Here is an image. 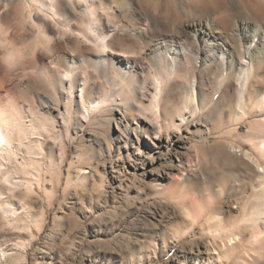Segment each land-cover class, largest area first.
Returning <instances> with one entry per match:
<instances>
[{
  "label": "rangeland",
  "instance_id": "374dc122",
  "mask_svg": "<svg viewBox=\"0 0 264 264\" xmlns=\"http://www.w3.org/2000/svg\"><path fill=\"white\" fill-rule=\"evenodd\" d=\"M26 1L0 0V110L21 116V121L29 128L34 120L39 134L31 135L26 141L27 145L29 141H33V146L39 144L41 150L40 156L28 154L27 146V149L22 146L19 152L18 162L32 158L36 161L34 166L38 174L32 169V174L24 176L33 185L32 193L25 191L14 199L19 206L22 204L27 208L19 226L9 225L0 214V244L6 251L1 264H264V248L260 251L262 257L257 255L256 259L254 251L245 246L246 240L259 229H264V219L253 220L254 217L245 212V196L252 197V205L256 207L262 194L260 189L255 188L256 191L253 187L259 184L257 164L263 159L253 153L255 149L246 139L248 133L258 130L261 117L249 116L228 135L223 124L228 120L227 116L221 119L219 115L222 106L227 104L224 101L227 102L230 96L221 91L220 97L212 100L216 102L213 106L220 104L217 114L214 109H211L213 112L207 109L203 114L205 117L202 115L204 118L200 116L196 118L199 121L195 119L190 123L193 129L199 126L201 132L190 142L193 145H189L190 150L182 164L175 159L156 166L140 164L138 168H134L135 154L128 155L118 148L116 138L120 132L107 112L96 110L92 113V120L82 123L79 121L81 113L74 109L68 133L58 123L55 128H48L50 134L42 125L46 116L41 118L36 113H42L44 102L40 98L50 90L46 76L50 68L58 76L57 72H63L69 65L68 58H84L89 64L82 65L81 70H89L94 76L90 93L98 96L104 88L96 77L101 73L97 71L92 51L77 42L71 45L67 42L70 34L63 33L68 31L67 25L81 30L84 24L79 11L76 15L64 14L61 18L64 23L59 24L58 17L50 18L35 7H25ZM96 1L98 6L114 8L115 2L120 0ZM140 1L166 25L174 24L180 16L181 10L171 3L160 7L159 0ZM197 1L202 8L205 5L208 12L215 5L214 0ZM220 10L219 16L229 14L226 9ZM116 12V18L102 16L101 23L126 24L130 28L144 23L138 9H127L124 17ZM208 12L192 11L189 16L204 18ZM36 14L46 20H36ZM259 25L264 27L262 22ZM40 28L48 31L46 35L49 36H43L44 40ZM164 28L162 30L166 32L167 27ZM167 29L171 33H166L169 38L177 37L175 24ZM117 40L115 48L127 50L128 55L134 53L133 59L141 64L135 81L140 86H145V79L152 82L153 72L147 66L150 57L146 60L141 47H131L133 42H144L142 48L147 46L146 43L151 45V35L142 38V42L126 35ZM184 40L188 42L187 49H197L192 38ZM12 54L17 56L16 63L8 60ZM140 59L147 63L143 66ZM187 75L182 72L175 77L177 81L175 79L165 94L167 120H171L172 114L176 117L183 107L184 88L181 84ZM212 86L210 83L200 86L201 100L212 97ZM76 94L80 95L78 89ZM136 96L139 98L138 94ZM259 132L263 138L264 130ZM131 138L135 147L144 148L135 135ZM252 153L255 154L254 162L246 156ZM10 164L8 166L13 169L18 163ZM189 172H195V175ZM254 191L258 194L255 195ZM229 231L240 236L237 243L228 242L225 235Z\"/></svg>",
  "mask_w": 264,
  "mask_h": 264
},
{
  "label": "bare ground",
  "instance_id": "6f19581e",
  "mask_svg": "<svg viewBox=\"0 0 264 264\" xmlns=\"http://www.w3.org/2000/svg\"><path fill=\"white\" fill-rule=\"evenodd\" d=\"M214 1L215 5L210 12L207 11L205 5L203 9L197 0L157 1L161 5L160 7L171 3L173 6H177L178 10H181L180 16L177 19L175 17V20L173 19L175 28L178 29V32H175L177 37L169 38L166 33L167 31L168 34L171 33H169L170 29L167 28L174 24L168 25V23L166 25L164 21H161L162 19L159 20L160 17L157 19V15L154 16L151 10L145 8L140 0L116 1L114 8L112 6H98L96 0H27L25 7H35L37 10L44 12L46 16H50V18L58 17L59 24L64 23L61 20L64 14L76 15L79 11V14L83 16L84 24L81 30H75L71 25H67L68 31H66L68 33H63L70 34L67 42L71 45L77 42L83 44L86 50L92 51L93 57L96 58L97 71L101 73L95 76L104 88L98 96H93L90 93L94 76L89 70H81V66L88 63L84 58H75V56L68 58L69 65L64 68L63 72H57V77L51 68L47 69V74H45L49 78L47 82L50 84V90L40 98L44 102L41 106L44 113L43 111L42 113L41 111L36 112L41 118L46 116L47 120L42 124L43 127L49 131L48 128H55V124L59 123L60 128L67 131L70 121L73 119L74 109H76V112L81 113L79 121L82 123L88 119L92 120V113L96 110L104 111L112 116V122L120 132V135L116 138L118 148L121 151H126L128 155L135 154L134 168H138L140 164L156 166L175 159L182 164L185 156L187 157L190 146L193 145L190 142L201 132L199 126L193 129L190 123L202 116L207 109L212 112L214 110L215 112L216 110L219 111L220 104L213 106L214 101L212 100L220 97V92L224 91L228 95L227 97L230 96L231 99L229 98L227 102L224 101L227 104L223 102L225 106L220 109L222 111H220L221 115L219 116H221V119L227 116L226 119L228 120H224L225 123L223 124L227 127L225 129L228 130V135L233 133L239 122L246 120L249 116H260L261 121L260 125L258 124V130L255 127L256 132L254 131L253 134L245 132V134L248 137L246 139L251 141V147L255 149V152L251 151L259 157H264V137L261 138L262 133L259 132V130H264V27L259 25V22L264 24V0ZM81 8L82 10H80ZM129 8L140 11L142 17H144V23L141 26L130 28L131 26H126V24L115 26L101 23L102 16L116 18V11H118L122 15L120 17H124ZM220 8L226 9L229 14L224 16L223 12L221 13L223 17L219 16ZM192 11L199 14L208 12V16L191 18L189 14ZM43 19L40 14H36V20L43 21ZM178 19L179 22L176 23ZM164 27H167L166 32L163 31L165 30ZM46 32L48 31H43L40 28L42 37L49 36L46 35ZM121 35L132 36L141 42L142 38H147L148 35L152 37L151 45L146 43L149 46L147 49V46L142 48L144 42H133V46H131L138 49L141 47L143 50L141 54L144 53L143 55L146 58L150 57L151 62L147 66L152 70V77H154L152 82H149L148 75H146L145 77L148 79H145V86H140L139 82L135 81L136 76H139L137 71L141 68L140 62L133 59L136 55L133 53L129 56L128 53L130 52L127 50L126 52L124 49L119 50L117 48V50L115 48L116 42H118L117 39ZM186 36H190V38ZM183 37L186 40L192 38L197 49H187V41ZM49 38L48 40H50ZM59 38L58 40L61 41ZM194 45L192 46L194 47ZM42 47L45 48V46ZM115 50L121 52L117 53ZM16 57L15 54H12L8 56V60L14 63ZM144 57L143 59H145ZM140 61L142 60L140 59ZM142 62L143 66L147 63ZM182 72L188 74L186 81L181 84L184 88L183 107H180L179 111L177 109L178 114L176 117L172 114L171 120H167L166 109H164V105H166L165 94L170 86L177 81L175 77L178 78ZM101 81H104V83ZM204 83L213 85L214 90H211L213 92L212 97H205L206 99H202V101L200 99V93H202L200 86ZM77 89L80 91L78 96L76 94ZM176 112L173 113L176 114ZM208 114H211V112ZM20 117L0 110V214L13 227L19 226L24 212L27 211L26 205L22 206L21 204L19 206L14 199L25 191L26 193H32L33 185L24 176L32 174V169L37 170L36 165L34 166L35 160L32 158L18 162L19 152L22 146H25V148L27 146L28 154L40 156L39 149L41 148L39 144L33 146V141H29L30 144L27 145L31 135L36 136V134H39L38 127L34 124L35 121L32 120V127L29 128L21 121ZM204 120L206 121V119ZM199 125L201 126V123ZM54 131L56 132V129ZM132 135L136 136V140L144 148L138 149L131 143ZM136 151L138 152L135 153ZM253 153L246 154V156L254 162L255 157L253 156L255 154ZM262 157L263 160L257 164L259 167L258 174L260 173L258 175L259 184L253 185V190L256 188L262 192L260 197L257 196L260 202L258 201L259 204L254 207L252 197L245 196V212L254 217L253 220L257 218L259 220L264 219V171H261V169H264V158ZM14 162L19 165H14L16 167L12 169L8 165ZM194 173L189 172L191 175ZM256 191H254V194ZM257 194L256 192L255 195ZM250 206H252V209ZM225 236L228 238V242L236 241L240 237L232 231H229ZM263 237L264 229H259L257 233L245 241V246L254 251L256 259H258L257 255L259 257L262 255L260 251L264 248ZM230 245L232 246V244ZM5 255L6 251L0 244V264ZM257 263H259V260Z\"/></svg>",
  "mask_w": 264,
  "mask_h": 264
},
{
  "label": "snow or ice",
  "instance_id": "6c2138e0",
  "mask_svg": "<svg viewBox=\"0 0 264 264\" xmlns=\"http://www.w3.org/2000/svg\"><path fill=\"white\" fill-rule=\"evenodd\" d=\"M261 171H264V169H261Z\"/></svg>",
  "mask_w": 264,
  "mask_h": 264
}]
</instances>
